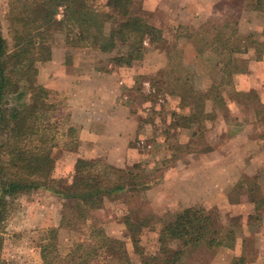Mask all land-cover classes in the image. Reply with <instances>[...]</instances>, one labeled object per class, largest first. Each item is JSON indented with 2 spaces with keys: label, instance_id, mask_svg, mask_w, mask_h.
Here are the masks:
<instances>
[{
  "label": "rangeland",
  "instance_id": "1",
  "mask_svg": "<svg viewBox=\"0 0 264 264\" xmlns=\"http://www.w3.org/2000/svg\"><path fill=\"white\" fill-rule=\"evenodd\" d=\"M136 1L133 10L161 29L162 39L147 41L142 57L131 65L126 64L127 42L110 52L73 46L64 33L53 42L67 65L81 61L79 71L97 69L125 80L119 96L138 125L132 142L137 165L115 171L101 158L77 161L66 137L53 153V178L63 188L75 177L104 175L125 189L104 196L87 222L69 208L72 201L52 191L16 196L0 228V264H34L42 245L53 242L49 228L59 229L57 252L50 258L56 255V263L67 264V255L86 239L91 225L122 240L131 264H264V70L252 73L258 88H239L241 74L264 56V12L253 9L254 0ZM9 2L0 0V26L11 41ZM98 2L106 10V0ZM237 48L243 52L236 53ZM235 66L244 71L234 72ZM50 90L62 123L73 126L78 139L81 123L72 99L82 107L90 103L89 85L81 99L74 89ZM73 144L79 146V139ZM63 214L67 218L61 224ZM188 219L209 225L201 243L191 234L161 239L165 224ZM190 224L191 229L195 224ZM98 255L93 263L105 264L109 255Z\"/></svg>",
  "mask_w": 264,
  "mask_h": 264
},
{
  "label": "trees",
  "instance_id": "2",
  "mask_svg": "<svg viewBox=\"0 0 264 264\" xmlns=\"http://www.w3.org/2000/svg\"><path fill=\"white\" fill-rule=\"evenodd\" d=\"M136 5V0H106L105 10L98 0H10L7 20L11 41L0 26V228L18 195L39 189L52 191L72 201L69 208L79 210L80 217L87 222L101 208L104 196L125 189L122 183L97 174L90 179L75 177L63 188L57 186L53 178L54 150L66 137L71 139L65 146L76 149L73 142L78 139L74 127L62 123L59 103L52 100L53 91L37 78L38 64L52 58L58 33H64L73 46L96 47L102 52L127 42L130 44L126 64L140 59L146 50L145 43L154 44L162 39V30L136 13ZM252 7L264 12V0H254ZM260 45L264 46V42ZM235 52L243 51L237 48ZM243 71L239 67L234 70ZM66 218L63 214L61 224ZM204 221L188 219L165 224L161 239L164 241L166 235L182 238L191 234L199 244L209 232ZM187 223L195 225L190 229ZM47 231L53 242L42 245L41 257L45 264H58L57 256L50 258V254L57 252L59 229ZM99 252L109 255L102 263L131 264L124 242L109 236L101 225L90 226L86 239L74 244L66 263L94 264L92 258L99 257Z\"/></svg>",
  "mask_w": 264,
  "mask_h": 264
},
{
  "label": "crops",
  "instance_id": "3",
  "mask_svg": "<svg viewBox=\"0 0 264 264\" xmlns=\"http://www.w3.org/2000/svg\"><path fill=\"white\" fill-rule=\"evenodd\" d=\"M148 1L154 2V0ZM62 48L66 52L67 48ZM57 52L54 46L51 60L39 64V81L49 89L77 90L78 99L83 98L85 90L82 91V89L86 84L91 89V92L86 93L91 94L90 103H86L84 107L82 104L79 105L77 99H72L71 109L76 121L80 122L81 126L79 127L77 151L69 152L77 155V161L78 157L101 158L115 171L137 165V148L133 146L132 142L137 137L138 125L129 106L119 96V89L123 87L125 80H120L118 76L113 77L110 74L102 76L97 69L86 73L79 71L78 66L81 65V61L67 65L64 54L59 58ZM259 69L264 70V56L251 62L249 71L241 74L239 84L241 90L259 87V82H255L252 76L254 70ZM116 78L118 80H115ZM252 82L258 86L253 85ZM103 94L106 95V98L103 97ZM260 97L264 102V90L261 91ZM262 153L264 156V150ZM252 160L254 161V159ZM261 165L263 166V162L259 166ZM236 178L237 176H235ZM34 262V264H45L41 257V251L38 256L35 255Z\"/></svg>",
  "mask_w": 264,
  "mask_h": 264
}]
</instances>
